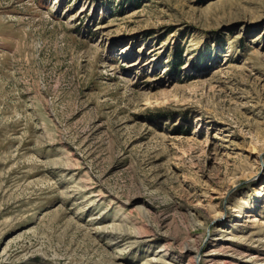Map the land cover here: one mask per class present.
<instances>
[{"label":"rangeland","instance_id":"1","mask_svg":"<svg viewBox=\"0 0 264 264\" xmlns=\"http://www.w3.org/2000/svg\"><path fill=\"white\" fill-rule=\"evenodd\" d=\"M0 264H264V0H0Z\"/></svg>","mask_w":264,"mask_h":264}]
</instances>
